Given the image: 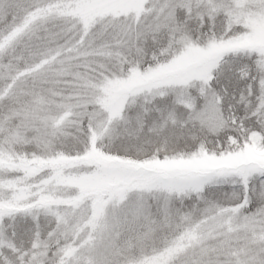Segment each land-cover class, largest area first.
<instances>
[{
    "label": "snow or ice",
    "instance_id": "6c2138e0",
    "mask_svg": "<svg viewBox=\"0 0 264 264\" xmlns=\"http://www.w3.org/2000/svg\"><path fill=\"white\" fill-rule=\"evenodd\" d=\"M0 264H264V0H0Z\"/></svg>",
    "mask_w": 264,
    "mask_h": 264
}]
</instances>
